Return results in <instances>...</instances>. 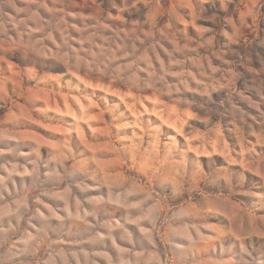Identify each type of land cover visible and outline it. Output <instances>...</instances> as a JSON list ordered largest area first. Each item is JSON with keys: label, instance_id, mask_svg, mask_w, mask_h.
<instances>
[{"label": "clouds", "instance_id": "clouds-1", "mask_svg": "<svg viewBox=\"0 0 264 264\" xmlns=\"http://www.w3.org/2000/svg\"><path fill=\"white\" fill-rule=\"evenodd\" d=\"M22 2L24 6L19 7ZM73 2L0 0V49L3 50L0 59L4 54L21 51L27 57L25 63L33 65L18 70L26 83L36 86L55 82L63 89L79 92L82 85L103 87L91 84V80L106 81L124 88L122 95L131 96L138 104L142 94L150 92L165 112L170 106L176 112V105L182 114L187 109L189 118L200 121L209 132L215 130L219 140L223 139L220 121L226 117H231L228 123L234 127L225 125L224 131L230 134L235 130L241 134L246 115L238 107L241 101L251 103L249 96L259 95L264 103V0H171V5L169 0H106L116 10L115 16L100 6L105 0L99 3L92 0L88 15L76 14L79 27L66 19L73 15L66 11L67 5ZM5 8L13 14L9 15ZM184 8L189 10L187 19L177 11ZM117 20L120 25L111 28V22ZM197 21H208L211 26L199 27L194 37L188 36L189 25L195 26ZM177 22L184 27L181 29ZM10 32L16 34L15 38ZM53 32H58V37L54 38ZM218 37L226 38L223 47ZM165 40L171 41V50L164 48L162 41ZM45 41H51L54 48L48 47ZM197 49L207 55L201 56ZM189 52L195 56L189 58ZM162 53L166 54L167 62L161 60ZM229 53L232 59L225 60ZM177 54L183 58H177ZM212 57L222 60L223 66H214ZM50 59L63 65V68L51 65L59 72L56 76L48 75ZM174 66L179 70H172ZM190 66L194 70H189ZM169 77L174 79L170 82ZM7 79L16 85L13 92L30 91L20 87L17 74L0 79V98L8 97ZM187 93L194 94V98L186 99ZM98 98L106 104L105 112H116L121 107L119 102L107 104V98ZM26 100L35 103L30 96ZM146 112L141 108L135 113L134 126L140 128L141 136L155 134L159 138L163 135L162 126H153L150 118L146 122ZM261 116L264 117V112ZM124 117L126 112L119 111L113 120ZM6 119L13 127H27L26 121L31 117L9 112ZM187 123L185 119L181 126ZM141 124L145 126L141 128ZM261 124L264 125V120ZM33 139L22 132L0 131V264H96L82 249L72 251L85 241L69 239V221L81 228L91 243L112 239L113 229H120L122 239L130 247L119 249L122 256L116 264H198L194 253L200 250L213 253L218 250L220 255H228L229 259L222 264H264V253L256 252L248 243L253 236L264 238V231L240 230L234 213L228 214L231 223L216 214L226 198L211 193L226 191L233 198L245 196L240 190L248 178L244 172L220 163L213 152H207L208 160L201 164L188 155L175 137L170 138L169 156L178 158L173 162V170L164 180L156 170L146 171L143 184L127 178L128 183L122 185L123 197L127 199L130 184L141 198L126 207L141 211L138 215L130 211L120 223L98 218L106 214L103 205L114 199L91 195L93 191H103L107 173L104 177L90 173L91 157L87 153L78 147L73 152L65 142L51 145L55 152L50 151L45 162L41 147L48 142L30 143ZM200 140L201 144L212 145L207 133H201ZM136 143L140 144L139 139ZM256 143L264 145V135L258 136ZM23 147L29 151H20ZM232 150L235 151L234 146ZM223 151H228L227 145ZM244 152L251 157L255 145L246 147ZM137 154L155 158L147 148ZM33 155L35 159L30 158ZM20 157L25 158L29 167L15 163ZM186 159L189 161L187 172ZM260 159L258 167L255 162L252 165L260 177L257 199L251 204L253 209H264V157ZM135 164L134 161L132 166ZM48 184L52 185L51 189L45 187ZM72 190L78 191L81 199L73 198L70 206L66 197ZM206 192L209 194L205 195ZM213 218L217 223L207 222ZM254 219L264 225V216ZM192 220L204 222L191 223ZM132 225L140 229L135 242V228L129 231ZM99 229H106L107 233ZM133 248L145 250L137 252ZM95 255L113 264L107 253ZM125 255L130 259H124Z\"/></svg>", "mask_w": 264, "mask_h": 264}, {"label": "rangeland", "instance_id": "rangeland-1", "mask_svg": "<svg viewBox=\"0 0 264 264\" xmlns=\"http://www.w3.org/2000/svg\"><path fill=\"white\" fill-rule=\"evenodd\" d=\"M92 0H74L73 3H69L66 7V11L72 13V16L66 17L69 23L77 24L79 27V21L76 18V14L81 16L88 15L92 11L91 5ZM100 0H97L99 3ZM171 5V0H169ZM23 7V2L18 5ZM51 6V5H49ZM102 8H106L107 11L111 12L113 16L116 15V10L110 8L105 3H101ZM5 11L12 15V10L5 8ZM181 16L187 19L188 9H177ZM48 19V17H44ZM91 22V21H90ZM108 23V21H105ZM179 27L182 29L183 24L177 22ZM120 25V21H112L110 24L111 28H116ZM211 23L208 21H197L195 26L189 25L187 35L193 36L197 32L199 27H210ZM10 35L15 38V33L10 32ZM58 32H53V36L58 37ZM180 37H177L179 40ZM221 47H223L226 38L218 37ZM48 47L54 48L51 41H45ZM164 48L171 50V41H162ZM197 52L201 56L207 55V53L201 49H197ZM0 53L3 50L0 49ZM195 53L189 52V58H193ZM161 60L167 62L166 54H161ZM177 58H183L177 54ZM212 62L214 66H223V61L217 57H212ZM225 60L232 59V55L226 54ZM27 57L22 55L21 51L14 53L4 54L2 59H0V79L13 77L19 74L20 77V87L25 89H30L25 94H21L19 89L13 92L16 88L15 83L12 79H7L5 83V88L8 93L7 98H0V131L7 130L9 132H22L26 133L31 137H34L30 143H35L36 140L47 141V144L41 147V157L45 158V162L48 157V153L55 152L51 145H62L65 142L73 148V152L77 151V147L83 152L87 153L91 157V164L89 167V172L99 173L101 177H104L107 173V180L103 185V191H93L91 195L102 196L106 199L113 198L114 202L107 203L103 205L105 215L102 219L111 220L123 223L124 218L127 217L129 212L132 214H140V208H133L129 210L126 207L128 203H136L138 199L141 198V194L137 193L129 184L128 196L125 199L122 195V185L128 183V179L135 181L138 184H143V179H146V171L156 170L159 173V178L164 180L167 178L169 173L173 170V162L178 159L175 156H169V146L168 140L175 137L178 144H181L183 148L187 149L188 155L192 157L193 160L199 161L204 164L208 160L207 152H213L214 157L222 164L228 165L240 172H244L248 178L246 186L241 189L245 196L239 198H233L228 196L226 191L224 192H213L211 195L226 198L222 205L217 210V215L221 216L224 220L229 223L232 220L229 219V213H234V219L240 230H249L253 228L264 231V225H262L257 219L264 216V209L258 208L253 209L251 204L257 199L258 194V183L260 177L256 175V170L252 166L253 162L256 163V167L259 166L261 162V157H264V145L256 143L258 136L264 135V125L261 121L264 117L261 116V112H264V103L261 102V97L259 95H250L248 101H241L238 107L243 113H245L244 120L241 127V134L238 135L235 130L230 134L224 131L225 125L229 128H233L232 124L228 121L231 117H226L224 120L220 121L221 133L223 139L219 140L217 138V133L215 130L208 131L203 124L198 121L188 117L187 109H184L183 114L180 111V106L176 105V112L171 111V106L169 111L165 112L162 108L157 106V98L153 96L150 92L142 94V98L138 103L132 99L131 96L124 97L122 94L126 91L124 88L118 85H109L106 81L91 80L90 83L93 85L100 84L103 87L93 88L81 86V90L77 92L76 90L68 91L56 85L55 82L48 84H40L33 86L31 83H26L25 78L22 73H18L19 69L26 67H32L33 65L25 63ZM51 65H58L63 68V65L59 61L50 59V67L48 68L49 76H56L59 74L58 71L52 69ZM172 70H179L175 66ZM189 70H194L190 66ZM244 71H248L247 68ZM174 78L169 77L170 82ZM95 92V95H93ZM2 95V94H0ZM247 95V93H246ZM30 96L33 98L35 103H29L26 97ZM98 97L107 98V104H112L119 102L121 107L116 110V112H105V103H102ZM186 99H193L194 94L187 93ZM159 99L164 100L165 103H170L165 97H160ZM253 104L257 105L253 107ZM146 109L145 121L150 118L154 122L153 126H162L163 135L159 138L155 134L149 137L147 134L141 136L140 128L134 126L136 121L135 113L140 109ZM35 109H44L43 112H37ZM126 112V117L113 120V115L117 112ZM9 112L24 113L31 117V120L26 121L27 127H13L10 122L6 119ZM254 118V119H253ZM187 119L188 123L181 126V122ZM120 124L126 125L124 128H119ZM145 124H141L143 128ZM207 133L210 135L212 140V145L207 143L201 144L200 134ZM139 139L140 144L137 145V140ZM15 143V142H11ZM227 145L228 151L225 153L223 151V146ZM250 145H255V153L252 156H248L244 152L246 147ZM233 146L235 151H233ZM147 148L150 153L155 154V158H151L149 155H138L137 152H144ZM22 152H27L29 149L23 147L20 149ZM240 154V155H238ZM35 159L33 155L30 157ZM79 158V157H78ZM136 162L135 167H133V162ZM15 163L18 165H24L29 167L25 158H18ZM71 163L66 161V164ZM189 169V161L185 160V170ZM43 170V169H42ZM17 179V184L19 186V177ZM89 182V181H86ZM46 188H52V185H45ZM55 191H60V189H53ZM158 195H162L157 193ZM209 193H205L208 195ZM69 201V205L74 203V199H81L78 191L72 190L67 194L66 197ZM231 203H228V202ZM49 202V201H46ZM196 201L193 200V203ZM62 203V202H61ZM56 207L55 204H52ZM88 206L85 204V209ZM144 211H148L147 207L143 208ZM191 223L204 222L202 220H192ZM208 223H217L213 218L207 221ZM70 231L69 239L77 241L84 240L85 242L81 245L72 248V251L79 252L80 249L84 253L89 255L91 260H94L96 264H109L108 260L103 256L95 255V253H107L109 257L112 258L113 264L121 259L122 254L119 252L120 248H129L130 245L126 240L122 239V233L120 229H113L112 239H105L102 242L91 243L86 240L85 233L81 228L76 227L69 221ZM134 225L129 226V231L132 232ZM107 233L106 229H99ZM137 235H140V229L135 228L133 232V242ZM233 239H235L233 237ZM115 241V243H113ZM252 248L256 249V252L264 253V238H259L253 236L248 242ZM215 244V242H214ZM239 244L237 242V248ZM164 247V245H161ZM142 248H133V251H144ZM150 250V248L148 249ZM255 254V253H254ZM198 264H222L223 261L229 259L228 255H220L219 251L213 253L211 251L200 250L194 253ZM83 257L81 256V259ZM124 259H130L128 256H124ZM150 264V262H149Z\"/></svg>", "mask_w": 264, "mask_h": 264}]
</instances>
